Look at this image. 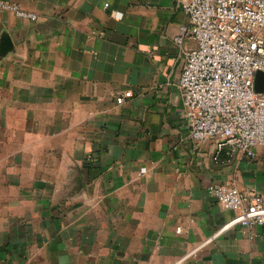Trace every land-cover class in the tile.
Wrapping results in <instances>:
<instances>
[{
  "label": "crops",
  "instance_id": "obj_1",
  "mask_svg": "<svg viewBox=\"0 0 264 264\" xmlns=\"http://www.w3.org/2000/svg\"><path fill=\"white\" fill-rule=\"evenodd\" d=\"M0 1L37 16L0 11V264H264L207 194L264 197V145L189 139L183 0Z\"/></svg>",
  "mask_w": 264,
  "mask_h": 264
},
{
  "label": "built area",
  "instance_id": "obj_2",
  "mask_svg": "<svg viewBox=\"0 0 264 264\" xmlns=\"http://www.w3.org/2000/svg\"><path fill=\"white\" fill-rule=\"evenodd\" d=\"M189 20L175 39L195 42L184 53L178 78L189 139L195 145L214 141L218 161L223 148L253 159L264 145V94H255L257 72L264 73V0H183ZM0 11L28 21L37 16L0 1ZM130 93L118 96L122 104ZM207 194L233 214L222 228L264 226V197L234 185L211 184Z\"/></svg>",
  "mask_w": 264,
  "mask_h": 264
},
{
  "label": "water",
  "instance_id": "obj_3",
  "mask_svg": "<svg viewBox=\"0 0 264 264\" xmlns=\"http://www.w3.org/2000/svg\"><path fill=\"white\" fill-rule=\"evenodd\" d=\"M253 89L255 94H264V73L257 72L255 74Z\"/></svg>",
  "mask_w": 264,
  "mask_h": 264
},
{
  "label": "trees",
  "instance_id": "obj_4",
  "mask_svg": "<svg viewBox=\"0 0 264 264\" xmlns=\"http://www.w3.org/2000/svg\"><path fill=\"white\" fill-rule=\"evenodd\" d=\"M222 154V153H221Z\"/></svg>",
  "mask_w": 264,
  "mask_h": 264
}]
</instances>
